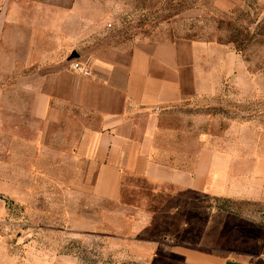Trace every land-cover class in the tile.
<instances>
[{
  "label": "rangeland",
  "instance_id": "obj_1",
  "mask_svg": "<svg viewBox=\"0 0 264 264\" xmlns=\"http://www.w3.org/2000/svg\"><path fill=\"white\" fill-rule=\"evenodd\" d=\"M61 5L103 18L104 37L115 47L165 41L207 45L202 67L223 78L212 97L188 104L185 113L206 116L201 131L209 145L222 154L233 152L232 179L224 178L222 190L213 181L199 194L125 175L120 201L109 203L87 192L83 164L51 157L38 162L37 155L24 165L26 177L17 171L0 180V264H183L171 253L181 246L242 261L263 257L264 0H63ZM194 125L187 128L193 139L199 134ZM142 213L152 225L135 235Z\"/></svg>",
  "mask_w": 264,
  "mask_h": 264
},
{
  "label": "crops",
  "instance_id": "obj_2",
  "mask_svg": "<svg viewBox=\"0 0 264 264\" xmlns=\"http://www.w3.org/2000/svg\"><path fill=\"white\" fill-rule=\"evenodd\" d=\"M62 2L0 0V180L17 171L26 177L24 165L38 155V162L83 164L87 192L101 202L120 201L125 175L199 194L214 181L222 190L233 152L212 149L201 131L207 117L185 113L223 78L202 67L207 45L115 47L103 18ZM73 52L90 76L70 69ZM193 122L195 139L187 132ZM151 225L149 214H139L133 233ZM171 253L183 264H264V256L242 261L186 246Z\"/></svg>",
  "mask_w": 264,
  "mask_h": 264
},
{
  "label": "built area",
  "instance_id": "obj_3",
  "mask_svg": "<svg viewBox=\"0 0 264 264\" xmlns=\"http://www.w3.org/2000/svg\"><path fill=\"white\" fill-rule=\"evenodd\" d=\"M70 69L73 72H75L76 74H79V75L84 76V77H88L91 74L90 67H89L88 63L80 62L76 59L71 61Z\"/></svg>",
  "mask_w": 264,
  "mask_h": 264
},
{
  "label": "water",
  "instance_id": "obj_4",
  "mask_svg": "<svg viewBox=\"0 0 264 264\" xmlns=\"http://www.w3.org/2000/svg\"><path fill=\"white\" fill-rule=\"evenodd\" d=\"M76 58H78V55H77L75 52H73V53L70 55V57H69L70 60H73V59H76Z\"/></svg>",
  "mask_w": 264,
  "mask_h": 264
}]
</instances>
